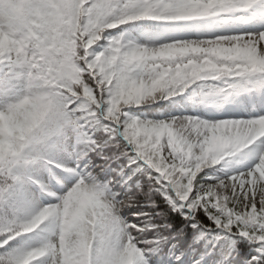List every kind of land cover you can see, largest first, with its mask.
Here are the masks:
<instances>
[{"label":"snow or ice","instance_id":"obj_1","mask_svg":"<svg viewBox=\"0 0 264 264\" xmlns=\"http://www.w3.org/2000/svg\"><path fill=\"white\" fill-rule=\"evenodd\" d=\"M38 8L0 47V96L34 70L43 78L37 57H55L84 70L71 97L79 119L50 95L0 136V264H82L80 249L97 264L88 233L100 223L117 238L128 225L135 264H171L155 257L177 237L188 253L177 264H264V0ZM104 264L124 253L111 247Z\"/></svg>","mask_w":264,"mask_h":264},{"label":"clouds","instance_id":"obj_2","mask_svg":"<svg viewBox=\"0 0 264 264\" xmlns=\"http://www.w3.org/2000/svg\"><path fill=\"white\" fill-rule=\"evenodd\" d=\"M17 17L16 0H0V24L5 26L9 24L14 25ZM75 64L78 66L79 60H77ZM76 70L77 75L75 79L69 78L65 83H60L59 78L52 81L43 79L40 73L34 70L29 79L19 83L15 92L8 96H0V111L6 112L7 104L14 105L18 111L29 110L37 104L41 96L57 95L63 99L65 108L72 111L73 117L78 120L79 117H77L75 111L71 109V105L74 103L71 97L77 95L75 88L78 87L79 82L83 80L84 70L79 67H76ZM64 91H68L69 95H64ZM69 135L70 133H66L65 139H67ZM75 191V184L68 185L65 189V195L71 196ZM261 191H264V189H261ZM109 203L112 204L115 214L123 218L124 215H122V213L124 209L119 208L110 199ZM127 229L128 225L125 223L123 233L119 238L115 235H110L103 226V223L96 225L94 234L89 231L88 243L93 256L97 258V264H104V252L111 247H117L124 253V264H135V257L140 254V250L137 249L136 245L128 238L129 233ZM80 252L82 264H86V256L84 255L83 249H80Z\"/></svg>","mask_w":264,"mask_h":264},{"label":"trees","instance_id":"obj_3","mask_svg":"<svg viewBox=\"0 0 264 264\" xmlns=\"http://www.w3.org/2000/svg\"><path fill=\"white\" fill-rule=\"evenodd\" d=\"M17 2V11L18 17L16 23L14 25L9 24L7 26L0 24V47L6 41L11 39V36L15 33H19L22 31H28L31 27L35 25V17L39 13L38 6L41 4H65L68 5L71 3V0H16ZM72 13L70 8H65L63 12L60 13V16H68L71 17ZM226 27L225 25H223ZM53 35L59 36V33L56 28H53ZM25 47H31V45L25 42ZM51 48V46H49ZM39 62L44 63L43 78H47L52 73H55L56 78H62L67 76L68 78L75 79L76 68L74 65L70 63H65L63 61H57L55 57H50L49 60L45 61L43 56L37 57ZM48 96H41L34 106H41L46 101ZM33 118L32 113L25 110H20L17 114L12 116H5L4 114L0 113V136L7 135L11 137L15 134L16 131L22 129L25 125V122L29 119ZM158 118V117H157ZM3 147V142H0V148ZM47 202V201H45ZM159 208L164 207L163 205H159ZM137 209H125L122 215L128 216L129 219H134L131 216L133 211ZM148 210V209H145ZM176 219L175 214L169 215L170 222ZM41 234H36L31 236V243L36 244L35 242L40 239ZM182 239L181 237H177L175 240L169 241L167 244L163 246L161 249L162 252L165 253L164 256H160L157 254L155 258L163 259V260H170L171 264H177L175 257H183L184 255L188 254L186 250L177 243Z\"/></svg>","mask_w":264,"mask_h":264},{"label":"rangeland","instance_id":"obj_4","mask_svg":"<svg viewBox=\"0 0 264 264\" xmlns=\"http://www.w3.org/2000/svg\"><path fill=\"white\" fill-rule=\"evenodd\" d=\"M236 26H240V25H231V24L227 25V27H236ZM39 242H40V239L37 240L35 243L37 244V243H39Z\"/></svg>","mask_w":264,"mask_h":264}]
</instances>
